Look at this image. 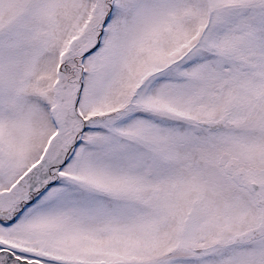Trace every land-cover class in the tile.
<instances>
[{
	"label": "snow or ice",
	"instance_id": "obj_1",
	"mask_svg": "<svg viewBox=\"0 0 264 264\" xmlns=\"http://www.w3.org/2000/svg\"><path fill=\"white\" fill-rule=\"evenodd\" d=\"M0 264H264V0H0Z\"/></svg>",
	"mask_w": 264,
	"mask_h": 264
}]
</instances>
